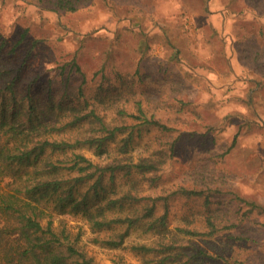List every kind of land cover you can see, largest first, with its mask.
I'll return each mask as SVG.
<instances>
[{"label": "rangeland", "instance_id": "rangeland-1", "mask_svg": "<svg viewBox=\"0 0 264 264\" xmlns=\"http://www.w3.org/2000/svg\"><path fill=\"white\" fill-rule=\"evenodd\" d=\"M221 13L226 25L224 34L217 35L211 29H217ZM197 31L211 59L199 58L189 47L196 43ZM0 35V64L14 73L21 65L19 93L30 83L40 107L49 93L48 80L57 100L65 75L70 90L83 83L87 97L100 86L109 94L124 86L126 111L132 113H137L134 100L139 98L147 116L153 114L171 128L151 125L138 131L141 120L117 116L120 97L108 103L101 93L96 105L105 120L133 125L134 155L153 153L162 161L157 178L149 183L143 177L139 186L163 195L179 186L210 193L208 205L202 195L173 194L168 228L204 229L205 214L212 213L237 226L215 237L188 239L213 255L199 264H264V0H75L72 9L44 0H0ZM229 55L234 58L231 68ZM192 63L203 69L185 67ZM205 65L212 67L210 72L226 74L211 82ZM92 127L80 121L64 126L57 136L73 142ZM121 135L109 146L121 143ZM80 152L101 162L86 146ZM64 218L74 229L82 226L84 237L93 235L78 217ZM140 231L131 232L117 248L90 241L85 247L100 264L118 258L126 264H155L161 254L142 256L129 247L135 241L151 242L144 234L138 237ZM235 232L249 239L228 240ZM163 264L192 263L166 259Z\"/></svg>", "mask_w": 264, "mask_h": 264}, {"label": "trees", "instance_id": "trees-1", "mask_svg": "<svg viewBox=\"0 0 264 264\" xmlns=\"http://www.w3.org/2000/svg\"><path fill=\"white\" fill-rule=\"evenodd\" d=\"M74 1L44 0L63 9L74 8ZM3 42L4 38L0 47ZM71 64L79 70L74 60ZM21 74V65L14 73L0 64V264H100L85 247L86 241L117 248L134 230H141L138 237H151V242L135 241L129 247L142 256L161 254L155 264H163L166 259L199 264L213 256L188 239L215 237L237 224L206 213L204 229L186 225L169 229V198L173 194L202 195L208 205L209 190L179 186L166 195L143 191L140 179L153 182L162 161L153 153L134 155L130 151L133 125L105 120L97 110V101L101 102V93L108 103L120 97L122 102L115 107L117 116L141 120L136 122L138 131L142 126H171L153 114L147 116L139 98L134 100L137 113L126 111L124 86L111 94L100 86L96 95L87 97L83 83L70 90L68 75L61 79L65 89L57 100L48 80L49 93L40 107L30 83L20 95L17 85ZM82 109L86 111L80 113ZM85 120L93 124V131L86 137L73 142L63 136L58 139L64 126L73 127ZM119 134L121 143L110 147L108 142ZM84 146L92 149L101 162L81 153ZM67 215L81 219L93 235L84 237L82 226L72 228L64 218ZM101 231L109 233L100 236ZM228 238L249 239L236 232L229 233ZM143 260L149 263L147 258ZM114 264L126 263L118 258Z\"/></svg>", "mask_w": 264, "mask_h": 264}, {"label": "crops", "instance_id": "crops-1", "mask_svg": "<svg viewBox=\"0 0 264 264\" xmlns=\"http://www.w3.org/2000/svg\"><path fill=\"white\" fill-rule=\"evenodd\" d=\"M223 16H224V14L223 13H221V16H220V18H218L217 20H216V22H217V29L216 30H213V29H211L212 31H215V32H217V35H223L224 33H223V31L225 30V28L223 27L224 26V24H225V20H224V18H223ZM221 20V21H220ZM218 21H220V22H218ZM226 25V24H225ZM212 28V27H211ZM199 32L200 31H197V35H196V43H193L194 41H192V46H190L189 45V47L191 48V50H192V52H194V53H196V51L195 50H197L198 51V57L199 58H203V59H211L212 58V53L210 52V50L208 49V51H207V49L205 48V46H204V43L203 42H205L206 40H204L203 41V39L202 38H204L202 35H200L199 36ZM198 41L199 42H201V43H198ZM229 48H230V46H229ZM213 52V51H212ZM217 53H218V55H219V50H218V48H217ZM197 54V53H196ZM226 59V58H225ZM233 59L234 58H231L230 57V55L228 56V66L231 68V63L233 64ZM226 61V60H225ZM206 62V61H205ZM235 64H236V62H235ZM203 65V64H202ZM206 66V65H205ZM186 68L187 67H189V68H193L194 70H200V69H203V67L202 66H200L199 64H196V63H192V65H189V64H186V66H185ZM205 69L207 68H212V67H210V65L209 66H206V67H204ZM219 67H217V69H218ZM196 70V71H197ZM206 72L204 73V74H208L209 73V75H207V77L209 78V81H214V80H216L217 79V77H219V75H220V77H224V75L226 74L224 71L223 72H210V70L208 69V70H205ZM238 81H239V78L235 81V83H238ZM243 81V79L241 78L240 79V82H242ZM235 85V84H234Z\"/></svg>", "mask_w": 264, "mask_h": 264}]
</instances>
